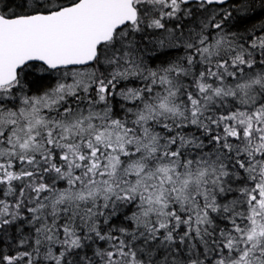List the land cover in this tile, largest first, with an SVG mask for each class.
I'll use <instances>...</instances> for the list:
<instances>
[{"label": "snow or ice", "instance_id": "1", "mask_svg": "<svg viewBox=\"0 0 264 264\" xmlns=\"http://www.w3.org/2000/svg\"><path fill=\"white\" fill-rule=\"evenodd\" d=\"M0 264H264V0H0Z\"/></svg>", "mask_w": 264, "mask_h": 264}, {"label": "trees", "instance_id": "2", "mask_svg": "<svg viewBox=\"0 0 264 264\" xmlns=\"http://www.w3.org/2000/svg\"><path fill=\"white\" fill-rule=\"evenodd\" d=\"M227 5H225V7H226ZM249 23H251V22H249ZM246 25H242L241 26V28H243V27H245ZM177 53H175V52H168L167 53V56H174V55H176ZM167 56L166 55H163V54H157V59H156V61H155V63H159L161 60H163V59H166L167 58Z\"/></svg>", "mask_w": 264, "mask_h": 264}]
</instances>
